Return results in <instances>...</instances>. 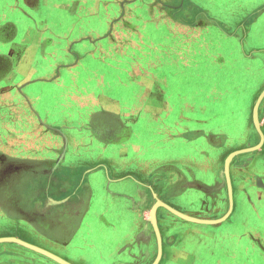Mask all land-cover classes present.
Returning <instances> with one entry per match:
<instances>
[{"label":"crops","instance_id":"obj_1","mask_svg":"<svg viewBox=\"0 0 264 264\" xmlns=\"http://www.w3.org/2000/svg\"><path fill=\"white\" fill-rule=\"evenodd\" d=\"M182 1H171L168 23L157 26L151 16L152 23L135 25L144 32L155 27L163 39L118 43L123 68L108 62L115 58L109 38L115 27H107L105 36L76 38L81 27L75 24L41 26L32 0H23L30 10L22 14L26 25L0 18V165L13 155L14 162L26 166L28 159L35 166L31 188L0 185V222L17 225L0 237H16L71 264H152L158 239L151 212L160 201L214 221L186 220L157 204L161 252L155 264H264V243L257 247L259 237L242 232L246 208L259 207L264 197V118L260 147L230 160L231 188L224 172L237 147L226 143L236 129L249 126L252 103L264 89V0L241 2L233 24H216L199 0ZM190 27L218 35L219 41L201 34L195 57L205 81L208 61L219 59L213 89L220 84L222 92L206 86L194 97L190 88L176 93L160 87L158 73L148 74L150 65L161 63L168 73L172 64L190 72ZM157 46L168 47L161 59L153 51ZM129 49L136 53L126 55ZM248 88V103L240 105ZM259 110L264 112V95ZM238 253L250 262H240ZM0 264L60 263L2 241Z\"/></svg>","mask_w":264,"mask_h":264},{"label":"rangeland","instance_id":"obj_2","mask_svg":"<svg viewBox=\"0 0 264 264\" xmlns=\"http://www.w3.org/2000/svg\"><path fill=\"white\" fill-rule=\"evenodd\" d=\"M1 4H7L8 6L13 4V6L16 8L11 7L10 9H7L5 12L4 10H0V18L3 19H14L15 21L19 22V25L23 26L24 23V17L23 12L27 11L30 12L26 8L25 3L23 0H0ZM32 4H34V7H40V12L38 17L43 19L44 24L41 26L44 27H57L58 24H62V27L70 26L71 24H75L76 27H81L78 31L74 32V36L81 37V36H87L91 35L94 38L104 35L105 30L107 27H115V30L112 31L109 37L112 41L115 42L116 48L111 51V54L113 57L112 60L108 61L111 65L119 66V68H123L124 61H119V59H125L124 57L120 56L121 53L119 52L121 46L120 41H127L129 44H133L136 40H144V39H152L155 38V40H158L156 38H162L165 37L164 33H160L152 28H148L150 30L149 32H144L141 29L135 27L136 24L146 25L148 22H151L150 18L153 16L154 21L157 26H159L158 23H161L162 21H165V23L169 22L168 16L166 12L170 10V5L172 3H176L177 5L182 4V0H38L34 1L32 0ZM172 1V3H171ZM244 5L248 4V0H199V3L202 4L200 6V9L202 8L204 11L208 13V15L215 19L214 22L216 24H233L234 20L233 18L236 17L237 13L240 11V4L242 3ZM146 4L147 11H142L141 8L143 7V4ZM0 4V8L4 9L3 6ZM178 5V6H179ZM247 8V7H246ZM168 9V10H167ZM198 10V9H197ZM16 11V12H15ZM147 12V13H146ZM31 13L34 15L33 17L36 19L34 11L32 10ZM199 16V15H198ZM239 16H242V13H240ZM209 17V18H210ZM201 21L206 19V17H201ZM238 18V17H237ZM240 18V17H239ZM152 23V22H151ZM66 24V25H65ZM26 25V24H25ZM123 26V27H122ZM231 27L233 25H230ZM244 26V25H243ZM246 29L248 24L246 23L245 26ZM146 27H144L145 29ZM159 28V27H158ZM156 29V28H155ZM190 31L188 32L191 35V38L193 39L192 47H193V60L191 62L190 72L184 70L183 64H177V65H171L170 67V73H168L166 69L165 64H157V65H150L148 67V71L151 74V72H156L159 75V82L160 87L165 88L166 90L171 89L172 91H175L176 93L179 90L190 88L193 93V97L196 93L199 92L200 89L208 87L207 90L213 91L216 89V92H222V90L219 89V87L213 89L215 87V83H219L216 81L215 78L217 75L215 71L217 72L218 69L216 66L219 64V59L217 57H214V62H209L206 65V71L207 72V78L205 80H201L199 72L200 70V63L198 62L197 54L195 53L196 44L198 43V39L201 34H203L204 38L205 36L208 37L209 40H217L214 39L218 37L216 32H211V28H209V31L207 33H203L201 30V27H190ZM214 30L215 28L212 27ZM231 29H229L230 31ZM176 34V32H174ZM109 34V33H106ZM105 34V35H106ZM104 35V36H105ZM197 40V42H195ZM126 42V43H127ZM117 43V44H116ZM146 52L152 53V49L149 47H143ZM142 49L140 51H142ZM168 47L163 49L161 46H157V49H153L154 53L159 56L158 58H162L164 54H162L163 51H167ZM171 49V48H170ZM173 49V48H172ZM171 49V50H172ZM174 50V49H173ZM136 53L135 49H129L126 55H134ZM109 55L108 53L105 54ZM109 55V56H110ZM125 56V55H124ZM97 57L103 59L104 55H98ZM130 59V57H129ZM128 59V60H129ZM100 67H108V65H100ZM152 67V68H151ZM154 67V68H153ZM111 69V68H110ZM106 69L111 73V70ZM173 70V71H172ZM187 70V69H186ZM191 73V75H189ZM146 76L147 73H145ZM164 75L168 77L167 81L164 79ZM206 82L207 85L204 84ZM203 84V85H202ZM248 84V83H247ZM251 86V85H250ZM212 88V89H211ZM252 88H248L247 92L243 99V102L240 101V105L247 104L248 103V94L251 92ZM174 92V93H175ZM171 93V91H170ZM172 95V93H171ZM229 101V99H228ZM227 101V102H228ZM255 100L252 103V108L254 107ZM247 115V109L244 110L241 114V117L244 119ZM253 110L251 109L250 113H248V123L249 126L245 128H238L236 131H234L233 139L229 141L230 144L226 143L227 146L233 147L236 146L235 150L242 149V148H248L255 146L257 143V139L260 138V135L254 125L253 121ZM264 118V112L262 110H259L257 113V121L260 124V129L263 132V126H262V119ZM208 127V126H207ZM205 130H210L209 127ZM219 130V129H217ZM203 131H200V136L202 135ZM195 135L193 132L192 135ZM212 144H216V141L214 139H211L210 141ZM23 145H20V148ZM234 150V151H235ZM16 153H21L19 149L15 151ZM28 154V152H23L21 154ZM253 151L242 153L239 156L240 157H247L246 155L252 154ZM13 155L5 156V160H10L1 163L0 167V185H4V187L11 185L13 189L18 187H29L31 188V181H30V172L31 169L35 166L29 162L26 163V166H22L20 164V161H15L12 159ZM18 158V157H15ZM29 159L31 158L28 157ZM19 160V159H17ZM24 161V160H22ZM22 163V162H21ZM262 167H259L260 170L264 171V165H261ZM261 201V204L255 207H250V209L246 208L245 214H244V220L245 223L243 224L244 229H242V232H249V234L253 235V237H259V240L256 238V244L257 247H261L260 244L264 243V233L258 234L260 231L264 232V197L259 198ZM157 223V222H156ZM158 226V223H157ZM17 225L7 226L5 224H2L0 222V232L4 231H12L16 230ZM241 228H239L238 231H240ZM21 231V230H19ZM250 236V241L253 238ZM101 240V239H100ZM252 243V242H251ZM22 252L32 254L34 255L30 250L22 248ZM240 249H243L241 246ZM20 251V250H19ZM250 252V250L248 251ZM240 256V262H250V258L248 256H245L243 253H238ZM245 259V260H244Z\"/></svg>","mask_w":264,"mask_h":264},{"label":"water","instance_id":"obj_3","mask_svg":"<svg viewBox=\"0 0 264 264\" xmlns=\"http://www.w3.org/2000/svg\"><path fill=\"white\" fill-rule=\"evenodd\" d=\"M264 95V89L262 90V92L260 93L259 97L257 98L255 104H254V107H253V121H254V125L260 135V141L259 143H257L255 146H252V147H248V148H242V149H238V150H235L233 152H231L225 159V162H224V172H225V176H226V181H227V185H228V188H231V182H230V178H229V164H230V160L232 158V156L236 155V154H240V153H244V152H249V151H253L255 149H258L262 143V140H263V132L261 131L260 129V124L259 122L257 121V113H258V105L262 99ZM157 204H160L164 207H166L170 212L174 213L175 215H177L178 217L180 218H183V219H186V220H190V221H197V222H211V221H214V220H207V219H200V218H195V217H191L189 215H186L180 211H177L176 209H173L169 206H167L166 204L158 201L153 209H152V212H151V219H152V224H153V227L155 229V232H156V235H157V239H158V255H157V258L156 260L152 263V264H155L159 258V255H160V252H161V239H160V235H159V229H158V226H157V223H156V217H155V213H154V210H155V206ZM2 241H14V242H17L23 246H26L28 248H31L43 255H46L47 257L59 262L60 264H71L69 263L68 261L60 258L59 256L43 249V248H40L38 246H35V245H32L30 243H27L25 241H22L16 237H0V242Z\"/></svg>","mask_w":264,"mask_h":264}]
</instances>
